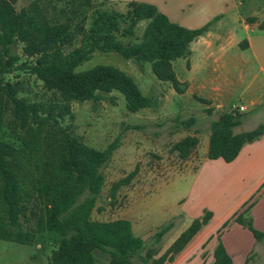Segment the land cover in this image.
I'll list each match as a JSON object with an SVG mask.
<instances>
[{"label":"trees","instance_id":"16d2710c","mask_svg":"<svg viewBox=\"0 0 264 264\" xmlns=\"http://www.w3.org/2000/svg\"><path fill=\"white\" fill-rule=\"evenodd\" d=\"M18 2L0 0V240L32 246L45 233L73 239L72 244L54 240L57 247L52 252L51 264H97L96 251L113 257L115 264H134V259L141 264L173 263L209 224L212 213L205 212L202 218L195 219L160 257L155 247L173 228L172 223L155 233L154 247L149 249L134 234L130 221H93L92 213L105 186L103 169L121 139L97 150L74 136L70 127H62L60 120L74 117L72 101H96L101 93H120L131 113L159 107L157 97L144 95L131 76L114 66L98 65L78 71L96 52L116 53L126 61H134L142 71L150 65L159 81L183 93L173 62L188 59L191 43L211 31L217 19L198 29H188L172 22L155 5L131 1L125 12L93 10L87 18L88 27H80L82 39L78 48L69 53H48L54 45L66 43L70 25L49 26L36 0H29V5L20 10ZM142 22L147 24L138 38L137 28ZM17 44L23 45L24 56L36 59L35 64L16 65L18 57L11 55V47ZM14 70L35 75L47 90L60 96L61 102L31 103L20 99L17 85L6 80ZM201 102L210 104L207 100ZM206 112L211 115L213 109ZM242 122L243 114L233 110L211 123L209 160L232 163L245 145L264 136V124L235 133ZM197 123L193 116L177 117L173 128L188 131ZM198 144V137L187 136L173 146V151L185 160ZM128 182L114 185L112 200ZM35 201L41 206L39 213L30 207ZM252 207L253 203H246L216 232L213 264H233L221 240L232 223L249 229L257 242L264 241V233L254 229L250 218ZM29 215L37 223L35 229L26 230Z\"/></svg>","mask_w":264,"mask_h":264},{"label":"rangeland","instance_id":"374dc122","mask_svg":"<svg viewBox=\"0 0 264 264\" xmlns=\"http://www.w3.org/2000/svg\"><path fill=\"white\" fill-rule=\"evenodd\" d=\"M234 1L245 2L238 11L239 16H248L254 9H259V14L264 19V0H255L254 5L249 0ZM29 3V0H19L17 8L20 10ZM128 3V0H36L49 26L65 23L70 25L66 43L54 45L48 53H69L78 48L82 39L80 27H88L87 18L93 10L125 12ZM200 3V7L207 11L213 0H201ZM231 7L230 2L229 8ZM231 13L229 11L224 15L222 35H234V38L243 43L246 41V33L239 23V17ZM146 24L147 22L139 24L138 38L142 36ZM256 34L250 33L252 36ZM22 49V44L11 47V55L18 57L16 65L35 64L36 59L24 56ZM188 61L189 59L182 58L173 62L177 78L181 81L180 88L184 91L178 93L171 84L159 81L150 65H145L142 71L134 61H126L116 53L96 52L78 71L89 70L98 65L114 66L131 76L144 95L157 97L159 107L131 113L120 93H101L96 101H72L70 106L74 117L60 120L62 127H70L74 136L97 150H104L117 138L121 139L119 148L103 169L105 186L92 213V220L130 221L134 234L141 237L149 249L154 247L155 233L172 223L173 228L155 247L160 251L158 257L167 251L195 219L202 218L205 212L212 213L213 218L203 228L202 236L217 232L227 219L243 210L246 203H253L249 214L254 229L264 233V181L257 185L264 180V168L254 171L245 169L246 172L242 171L243 173L233 168L212 169V172L200 178L196 171L209 147L210 125L223 112L238 108L236 111L243 114L244 122L235 129L236 133L248 132L264 120V113L255 115L254 107L251 106L252 101L258 105L260 100H264V75L259 71L252 50L230 45H226L225 57L221 63L213 64L210 61L208 64H197L202 69L199 71L198 67L190 70ZM211 72L215 84L223 90L225 109L220 112L213 110L210 115L206 112L205 105L196 98V94L188 92V83L183 81L194 74L201 76ZM6 80L17 85L18 97L27 102H61L58 94L47 90L27 70H14L6 76ZM241 106H245L247 111L241 112ZM192 116L198 119V123L191 130L173 128L177 117L188 119ZM134 126L141 128L134 129ZM187 136L198 137L199 144L183 160L178 152L173 151V146ZM248 164L247 168L257 167L253 160ZM124 180L129 182L119 188L112 200L111 190L116 183ZM30 207L37 213L41 210L38 201ZM28 217L24 228L35 229L36 219L31 215ZM55 239L58 243H74L73 239L62 236L55 238L47 233L32 246L0 240V264H51L52 252L57 247ZM221 240L230 249L234 264H264V241L257 242L249 229L232 223L224 230ZM212 245V241L207 242L200 248V254L195 253L191 259L197 261L199 256L201 264H213ZM94 254L97 264H115L114 258L109 255L99 251ZM133 262L141 264L136 259Z\"/></svg>","mask_w":264,"mask_h":264},{"label":"crops","instance_id":"0c3cea01","mask_svg":"<svg viewBox=\"0 0 264 264\" xmlns=\"http://www.w3.org/2000/svg\"><path fill=\"white\" fill-rule=\"evenodd\" d=\"M131 1L155 5L159 11L168 16L172 22L188 29H198L217 19L211 31L191 43V55L188 58L190 70H196V67H198L197 64H208L210 61H212L213 64L223 62L226 45H230L231 47H240L252 50L255 61L259 66V71L264 75V27H261L264 19L261 18V15L259 14L261 11H259V9H254L248 16H243L242 14L239 16L238 11H240L241 6L245 5V2H235L234 0H213L211 7L205 11L202 6L200 7L201 0H128V2ZM254 1L255 0H249L250 4L253 3L252 5H254ZM230 2L232 6L231 9L229 8ZM229 11L232 12V15L236 14L239 17V23L243 26V30L246 33V41L243 43L241 42L242 40L234 38V35H227L226 37L222 35L223 18L224 15L229 13ZM250 33L257 34L256 36H252ZM198 68L199 71L202 70L200 67ZM213 76V72L204 73L201 76L194 74L183 82L188 83V92L191 93V91H193L196 94V98L201 104L205 105L207 109L211 107L215 112H220L225 109L222 93L223 90L215 84ZM202 100H207L210 104H204L201 102ZM256 105L257 102H251V106L254 107L253 112L255 115L264 113V100H260L258 105ZM243 107L247 111V108L245 106ZM236 109L238 110V108ZM236 109L233 108L231 111ZM260 124H264V120H262ZM207 153L208 150L204 154L205 158L196 170L198 178L203 175H207L214 169L227 170V168H233L240 173L242 171L246 172L245 169L249 171H254V169L260 170L264 168V136L251 144L245 145L237 159L232 163H226L222 159L209 160L207 158ZM252 160L256 162L257 167L253 166L254 168L252 169H250L251 167L247 168L246 166L249 165L248 163ZM263 181L264 180H261L257 185L262 184ZM202 232L203 229L194 237L186 249L176 257L174 262L169 264H201V258L199 256L198 258L200 260L198 259L197 261H193L191 257L194 256L195 253L200 254V248L209 241H212L214 253L217 245L216 232L205 234L204 236H202ZM210 238L211 240H209ZM223 244L229 255L232 257L227 244Z\"/></svg>","mask_w":264,"mask_h":264},{"label":"built area","instance_id":"2783aa9c","mask_svg":"<svg viewBox=\"0 0 264 264\" xmlns=\"http://www.w3.org/2000/svg\"><path fill=\"white\" fill-rule=\"evenodd\" d=\"M239 110H240L241 112H245V111H246V109H245L243 106H241V107L239 108Z\"/></svg>","mask_w":264,"mask_h":264}]
</instances>
